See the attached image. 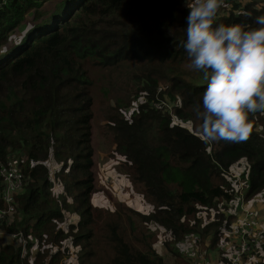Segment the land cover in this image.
I'll return each instance as SVG.
<instances>
[{
    "label": "trees",
    "instance_id": "trees-1",
    "mask_svg": "<svg viewBox=\"0 0 264 264\" xmlns=\"http://www.w3.org/2000/svg\"><path fill=\"white\" fill-rule=\"evenodd\" d=\"M230 2L229 12L216 15L214 24L254 27L255 18L264 15V0ZM188 12L183 0L0 4V42L15 35L12 44L0 49V163L17 160L24 175L14 195L12 218L0 225L21 231L27 239L24 256L13 244L1 246L0 264H188L178 243L187 233L202 234L196 217L200 207L233 197L234 187L225 175L233 165L246 163L241 173L246 198L264 190V115L250 114L253 131L245 142L206 143L201 137L192 109L207 81L203 73L187 67L183 41ZM128 60L141 63L132 81L135 95L144 100L130 117L115 113L105 121L116 150L132 167L133 179L153 202L147 213L108 209L91 201L89 70ZM158 86L172 106H153ZM48 159L58 166L53 175ZM55 184L60 191L54 192ZM135 212L144 224L161 228L171 263L155 246V228H138ZM220 233L215 227L213 244ZM70 245L78 250L75 262L67 263ZM254 249L243 253L238 264ZM245 264H264V258L254 255Z\"/></svg>",
    "mask_w": 264,
    "mask_h": 264
},
{
    "label": "rangeland",
    "instance_id": "rangeland-1",
    "mask_svg": "<svg viewBox=\"0 0 264 264\" xmlns=\"http://www.w3.org/2000/svg\"><path fill=\"white\" fill-rule=\"evenodd\" d=\"M231 7L230 0H221L217 15L229 12ZM13 41H15V35L11 34L6 41L0 42V49H5ZM137 65H141V63L135 60H128L114 66L90 67L89 72L93 81L91 94L93 96L92 144L94 147L92 166L94 190L91 193V201L94 205L108 209L133 208L135 211L147 213L153 208V202L146 195L142 183L133 179L132 167L128 162L124 161V156L116 150L105 121L109 114L114 115L115 113L124 118L130 117L135 105L144 100L142 95H135V87L132 81V73ZM160 88L161 86L156 88L153 99L158 97L172 106L171 100L165 94L163 96L160 94L162 91ZM149 103L151 104V102ZM173 117L178 121L174 112ZM185 124L192 130L196 129L189 123ZM47 163L53 175L58 166L50 159H48ZM238 164L243 165V162ZM242 170L234 171L230 168L225 173L226 179L232 183V188L238 185L239 179L242 177ZM59 189H61V186L55 184L54 192L59 191ZM234 193L230 200H218L213 207L199 208L196 213L198 232L202 234L207 232V235L187 233L178 243L180 249L190 259L188 264H197L202 258L211 261L213 264H224L228 261L231 253L235 251L237 247V223L242 209ZM260 200H264V197L256 196L251 198V204L248 207L250 208L251 206L254 209V225L264 230V201L260 203ZM132 217L137 227L143 231L144 229L155 228L157 234L155 246L162 254L164 261L171 263L172 256L168 251L161 228L155 225L151 226V224H144L143 218L136 212L132 214ZM217 226L220 227L221 233L218 241L215 240L217 242L213 244L212 237L215 238L214 228ZM0 236L5 238L4 244L13 243V240L8 236ZM4 244L0 241V247ZM261 246L256 247L257 249H254L256 252L251 253V256L255 255L258 259L264 258V245ZM171 247H174V245H171ZM30 250L33 253L35 246H32ZM77 250V246L70 245V255L66 258L67 263L75 262Z\"/></svg>",
    "mask_w": 264,
    "mask_h": 264
},
{
    "label": "clouds",
    "instance_id": "clouds-1",
    "mask_svg": "<svg viewBox=\"0 0 264 264\" xmlns=\"http://www.w3.org/2000/svg\"><path fill=\"white\" fill-rule=\"evenodd\" d=\"M183 48L190 70L207 81L193 106L206 143L245 142L253 131L250 114L264 115V15L254 27L214 24L221 0H184Z\"/></svg>",
    "mask_w": 264,
    "mask_h": 264
},
{
    "label": "built area",
    "instance_id": "built-area-1",
    "mask_svg": "<svg viewBox=\"0 0 264 264\" xmlns=\"http://www.w3.org/2000/svg\"><path fill=\"white\" fill-rule=\"evenodd\" d=\"M5 0H0V4ZM153 105L156 108H162L163 106H168L164 100L155 98ZM245 166V161H242ZM242 167V169L244 168ZM232 170V169H231ZM241 170V169H239ZM0 177L2 180V190L0 194V199L2 205H0V223L4 220L10 221L12 218V213L15 207L14 195L21 188L24 175L18 166V163L14 159H7L0 163ZM234 194L237 201L242 209L241 215L238 219V231H237V247L230 258L229 264H238L242 259L243 253L251 252L254 248L263 244L264 242V230L253 223L254 209L249 208L246 203L245 196V180L241 177L239 183L234 187ZM0 235L8 236L13 240V245L20 248V256H24L27 253L26 237L21 231H10L5 227L0 225ZM0 241L2 244L5 243V238L0 236ZM32 254V251H31ZM30 262L33 258L30 257ZM26 264V263H23ZM197 264H213L211 261L202 258Z\"/></svg>",
    "mask_w": 264,
    "mask_h": 264
},
{
    "label": "crops",
    "instance_id": "crops-1",
    "mask_svg": "<svg viewBox=\"0 0 264 264\" xmlns=\"http://www.w3.org/2000/svg\"><path fill=\"white\" fill-rule=\"evenodd\" d=\"M259 127H260V126H259ZM243 166H244V165L235 164V165H233V166L231 167V169L234 170V171H236V170H238V169H240V168L242 169ZM59 191H60V189H59ZM256 196L264 197V190L255 193L253 196L248 197V198H247V201H246L247 206H249V205L251 204V198H255ZM262 201H264V200H260V203H262ZM255 202H257V201H255ZM250 208H252V207L250 206ZM252 209H253V208H252ZM236 240H237V238H236ZM261 245L263 246V245H264V242H263V244H261ZM262 246H261V247H262ZM232 255H233V253H231V255L228 257V261H230V258L232 257ZM257 258H258V257H257ZM253 260H254V256L247 257V258H243V260H242V262H241L240 264L250 263V262L253 261Z\"/></svg>",
    "mask_w": 264,
    "mask_h": 264
}]
</instances>
